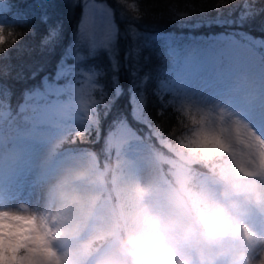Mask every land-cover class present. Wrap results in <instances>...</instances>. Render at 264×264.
<instances>
[{
  "label": "snow or ice",
  "instance_id": "1",
  "mask_svg": "<svg viewBox=\"0 0 264 264\" xmlns=\"http://www.w3.org/2000/svg\"><path fill=\"white\" fill-rule=\"evenodd\" d=\"M120 6L121 19L128 21L126 35L133 43L125 53V62L129 69L130 84L128 88L129 113H118L109 125L107 139L109 142L121 139L126 142L129 150L142 144L143 129H134L129 123L128 116L138 125L148 130V138L159 136L162 132H154L159 123L154 125L153 117L148 112L149 95L155 97L160 107L156 116L163 117L167 110L179 111L177 100L187 92L193 94L209 93L222 94V81L230 78L235 72L251 70L253 59H258L264 65V36L255 37L250 33L239 31L244 22L250 17L264 13L251 12L245 0L242 6L215 0L210 11L218 13L216 17L196 21L200 27L227 26L230 31L213 34L206 37L203 46L192 47L173 46L166 42L156 51L154 33L141 31L137 25L144 20L151 8L141 7L142 0H116ZM206 2V0H204ZM3 3V0H0ZM81 6V19L77 25L73 41L60 55L54 76H44L40 85L23 92V103L14 109L11 103L12 90L6 84H0V150L4 147L5 124L8 125V143L19 154V160L12 178L14 192L9 195L31 200L32 175L36 170V161L43 153L47 144L58 138L65 130L72 129L76 135L73 144L85 143L91 139L96 130V143L100 142L101 134L99 109L105 108L104 117L111 115L116 102L124 95L125 90L120 86L117 43L119 28L115 22V9L107 4V0H75L73 7ZM170 17L181 25L192 28L188 23L196 12V5L188 4L181 10L179 3L166 5ZM203 14V4L200 5ZM224 8H230L229 18H224ZM238 13V15H234ZM163 18L164 13H160ZM26 23L27 21H20ZM41 26H46L35 46L18 45L13 38L8 48V37L13 33H4V25L0 24V61L8 60V64H0V78L10 76L15 71L11 64L10 51L15 49L18 56L31 55L39 50L54 52L62 43V23L50 22V17L44 14L40 17ZM233 26H236L235 28ZM27 35L36 37V27L33 26ZM108 55L110 70L113 73L110 82H105L106 69L96 63L101 53ZM145 52L148 54L145 55ZM153 57L159 62L157 75L150 73L141 76L144 65L151 64ZM143 60V64L141 61ZM42 71L37 67L31 71L35 79ZM17 72V79L22 76ZM151 88V92H149ZM7 101V103H6ZM253 133L264 143V114L247 115ZM180 121H178L179 123ZM194 135L200 133L194 132ZM204 134H208L205 132ZM231 152L233 144L221 134ZM159 143V141H156ZM163 148V145L161 144ZM253 177L264 178V167H261L255 156L252 157L248 168L242 169ZM3 178H0V197H3ZM27 222V223H26ZM0 240L4 242V251L15 257L9 264H90V254L75 251L73 239L59 241L54 238L50 227L42 218L36 216H21L11 213L0 214ZM27 229L26 231H19ZM259 235V234H258ZM24 238L21 239L20 237Z\"/></svg>",
  "mask_w": 264,
  "mask_h": 264
},
{
  "label": "rangeland",
  "instance_id": "2",
  "mask_svg": "<svg viewBox=\"0 0 264 264\" xmlns=\"http://www.w3.org/2000/svg\"><path fill=\"white\" fill-rule=\"evenodd\" d=\"M67 1H70L72 5L75 3V0ZM13 3L12 0H3V3H0V23L6 13L13 9ZM75 31L66 48L73 41ZM211 36L192 37L155 34L154 40H161L163 46L166 42H170L173 46L183 48L186 46H203L205 38ZM129 45L122 48L119 42L117 43L120 62L119 80L120 71L123 73L127 68L124 64L125 53ZM105 55L104 63L101 64L98 61L99 56L96 62L102 68L107 62L104 69L108 70L109 76L111 75L108 77V82H110L113 73L110 70L108 55L106 53ZM248 76H252L250 78L254 84H258L260 80H263L262 83L264 84V65L258 59H253L251 70L237 71L230 78L222 81V94L187 92L177 100L179 111H175V113H177L178 119L184 122L188 121L191 124L187 134L184 135L183 143L179 144L180 147H174L165 135H163L162 140L159 136L149 139L148 130L146 131L143 125L137 127L132 125L134 129H144L146 133L141 131V135L144 137L142 144L129 150L124 140L115 139L109 142L107 139L109 129L102 132L99 128L101 138L98 144L101 146L100 151L103 155L102 159L99 160L91 149L61 152L62 144L72 142L76 135L72 129L65 130L63 135L53 138L47 144L36 161V170L31 177L33 183L30 191L34 195L35 186L38 191L42 192L43 185L51 182L53 184L55 173L63 165L71 164V167L74 168L73 171H75L64 179L60 189L52 196L50 195L51 201L48 209L40 207L38 202L36 203L34 198L38 200L41 196L37 198L31 195V200L26 202L24 199L9 195L15 191L12 178L19 160V154L8 143L10 133L6 123L4 147L0 150V178H3L4 181L2 188L7 190L3 191V197H0V214L6 212L42 218L50 227L55 239L63 241L71 238L75 251L81 254H90V252L85 253L84 251L88 245L103 249L110 243V238L106 234L111 230L115 221L125 218L130 212L141 209L158 211L166 208L171 199L182 196L181 185L202 194L214 195L213 193L217 191V186L212 179L214 174L217 171L231 174L230 168L232 169L231 163L234 158L226 155L219 145H224L221 134L226 139V137L236 134L235 132L239 129L232 127L234 124L232 115H235L240 109L245 110L238 96L250 88L247 81ZM226 82L231 83L224 84ZM128 99V92L125 91L119 101H122L123 108H127L130 112L131 107ZM104 111L105 108L101 106L99 109L100 124L103 119H106ZM128 117L132 120L130 115ZM109 121L112 122L113 119L111 120L109 117ZM154 132L160 133L155 128ZM194 132L200 133V135H194ZM205 132L208 134H204ZM96 139V130L94 129L91 139L85 143H96ZM197 144L201 145L204 150L194 151L192 147H185V145ZM198 165H203L207 169L197 170ZM150 169H154L156 174L153 181L147 180L143 176ZM81 172L84 173V176L78 175ZM76 174L77 176L72 177ZM64 190L80 193L83 198L82 203L78 206L62 205L57 199V193ZM55 205H62L65 212L70 210L66 216L68 217L66 225L69 228L75 226V236L69 234L67 230L62 233L59 220L52 218L55 214L51 208ZM20 238L23 239L24 237L21 236Z\"/></svg>",
  "mask_w": 264,
  "mask_h": 264
},
{
  "label": "clouds",
  "instance_id": "3",
  "mask_svg": "<svg viewBox=\"0 0 264 264\" xmlns=\"http://www.w3.org/2000/svg\"><path fill=\"white\" fill-rule=\"evenodd\" d=\"M185 147L204 150L199 144ZM219 147L227 151L226 145ZM242 147L251 145L242 142ZM257 151L260 166L264 167V145ZM243 168L237 163L231 174L217 171L212 178L217 186L214 195L181 185L182 196L171 199L166 208L141 209L115 221L106 234L110 238L106 247L88 245L84 250L91 254L90 264H264V237L237 225L232 218L242 200L264 206V178L257 179ZM57 199L70 206H78L83 200L80 193L67 190L59 191ZM65 230L76 235L75 226L62 225V233ZM257 245L259 251L254 258L249 249ZM3 249L0 240V264H9L15 257Z\"/></svg>",
  "mask_w": 264,
  "mask_h": 264
},
{
  "label": "trees",
  "instance_id": "4",
  "mask_svg": "<svg viewBox=\"0 0 264 264\" xmlns=\"http://www.w3.org/2000/svg\"><path fill=\"white\" fill-rule=\"evenodd\" d=\"M14 3L13 9L6 13V16L1 20L0 24L4 25V33L7 36L8 32H12L13 36L8 37V43L4 45L5 48H8L11 44V40L16 38L18 40V45L21 46H35L40 37L46 33V26H41L40 17L44 14H47L50 17V22L55 24L57 22L62 23L63 26V35L61 37L62 43L59 47L55 49L54 52L45 51L40 53L37 49L32 52L31 55L18 56V53L15 49L10 51L11 55V64L15 66V71L11 73L10 76H5L0 78V84H6L12 90L11 103L13 108L23 101V92L34 88L35 86L40 85L41 80L44 76H54L56 71V64L60 58L61 52L66 48L67 44L70 42L74 31L77 28L78 21L80 20L81 6L77 5L73 7L70 1L67 0H12ZM225 3L230 6L240 5L242 6L245 0H224ZM107 3L115 9V20L119 28V45L123 48L128 47L132 42L130 37L126 35V30L128 28V21L121 19V10L120 6L117 4L116 0H107ZM179 3L181 10L185 7L186 0H142L141 7L147 5L151 8V12L148 13L147 17L140 22L137 27L141 30H146L154 34H172L179 36H210L213 34H219L229 29L227 26L224 28L212 26L211 28L205 26L200 27L196 21L207 20L209 17H216L218 15L215 11H210V7L215 3V0H187L188 4L196 5V12L194 17L188 23L193 25L192 28H188L185 25H181L179 22H175L173 17H170L166 5H175ZM247 3L250 6L251 12H259L261 8H264V0H247ZM203 4V14H201L200 5ZM230 8H224V18H229ZM163 12V18H161L160 13ZM238 15V13L234 14ZM26 20V23L20 22ZM33 26L36 27L37 35L33 38L31 35H27ZM234 28L236 26H233ZM242 32L250 33L252 36L261 37L264 36V13L258 15L250 16L245 22L242 29H238ZM160 38V37H158ZM161 41V40H160ZM158 40H154L153 46L156 51H159L163 45ZM148 53L145 52V55ZM105 53L99 55V62L104 63L106 60ZM36 60V61H35ZM8 60L0 61V64H8ZM99 66L100 64L96 62ZM143 60L141 64H143ZM106 64L104 68H106ZM124 66H127L126 62ZM159 66V62L153 57L151 64L144 65L141 72V76L145 73H150L153 77L157 75L156 68ZM41 68L40 74L35 78H31V71L35 68ZM22 76L17 79V72L21 71ZM123 71V70H122ZM125 72V74H124ZM119 75V74H118ZM111 76V75H110ZM109 73L107 71L106 81L108 82ZM120 86L128 92L130 77L128 67L123 71H120ZM151 92V88H149ZM120 100V99H119ZM117 101L115 106L111 110V115L107 116V120L103 119L100 124V130L106 132L109 129L111 121L108 122V118L114 119L118 113H129L127 108H123L122 101ZM160 107L159 103L156 102L155 97L149 95L148 102V112L153 117L154 125L159 123V127L155 129L162 132L163 135L169 138L170 143L174 147H178L179 144H182L184 140V135L187 134V131L190 129L191 124L188 121H181L178 119L177 113L172 109L166 111L163 117H157L156 112ZM129 123L133 126H139L133 122L128 117ZM178 121H180L178 123ZM147 131V129H146ZM143 133H146L144 129ZM176 144V145H175ZM98 143H77L73 144L72 142L63 143L61 146V152H69L77 149H91L97 156L99 160L102 159V153L100 151ZM180 147V146H179ZM164 151V150H163ZM203 169L206 170L205 166L198 165L197 170Z\"/></svg>",
  "mask_w": 264,
  "mask_h": 264
},
{
  "label": "bare ground",
  "instance_id": "5",
  "mask_svg": "<svg viewBox=\"0 0 264 264\" xmlns=\"http://www.w3.org/2000/svg\"><path fill=\"white\" fill-rule=\"evenodd\" d=\"M248 77L249 78L247 81L250 84V88H247L246 92H242L240 96H238V99L242 102V105L244 106L245 110L240 109L238 112L235 113V115H232V122L234 123L232 127H237L239 129L235 132L236 134L226 137V139L229 140L230 143L234 146L231 152H226L221 149L226 155H229L231 156V158H234L231 163V167L239 163L244 165L245 169L248 168V165L251 162L253 156H255L256 160L260 164L259 152L257 151V149H259L261 145H264V143L261 142L260 138L253 133L250 127V121L245 119L247 115L264 114V84L262 83L263 80H260L258 84H254V82H252L250 78L252 76ZM229 83L231 82H226L224 84ZM234 88L239 89L237 87ZM242 142H247L249 145H251V147L243 148ZM73 169L74 168L71 167V164H67L65 166L63 165L55 173L53 178V184L51 182L46 184L45 186L43 185L42 192L38 191L35 186V194L32 196H36L37 198L41 196V198H38V200L34 198L36 203L38 202V206L45 207L46 209H48L49 202L51 201L50 195L52 196L55 192L60 189L64 179H66L67 176H69L75 171H73ZM230 171L232 172L231 168ZM75 176H77V174L72 177ZM143 176H145L147 180L149 179L153 181L155 180L156 174L154 169H150ZM5 190L7 189L2 188V191ZM51 209L55 215L59 216V226L61 227L62 225H65L66 220L68 218L66 216L69 214L70 210L65 212L63 210L62 205H55ZM232 218L237 225L246 226L253 232L259 234V236L264 237V206H256L251 204L250 202L242 200L239 208L235 212H233ZM258 251V245L255 247H251L249 249V255L255 258Z\"/></svg>",
  "mask_w": 264,
  "mask_h": 264
}]
</instances>
